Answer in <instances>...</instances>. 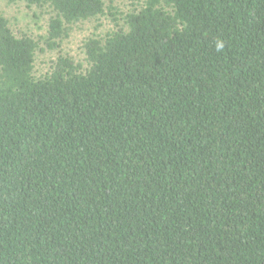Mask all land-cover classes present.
I'll return each instance as SVG.
<instances>
[{
  "label": "trees",
  "instance_id": "trees-1",
  "mask_svg": "<svg viewBox=\"0 0 264 264\" xmlns=\"http://www.w3.org/2000/svg\"><path fill=\"white\" fill-rule=\"evenodd\" d=\"M23 1L96 24L0 11V264H264V0Z\"/></svg>",
  "mask_w": 264,
  "mask_h": 264
},
{
  "label": "rangeland",
  "instance_id": "rangeland-1",
  "mask_svg": "<svg viewBox=\"0 0 264 264\" xmlns=\"http://www.w3.org/2000/svg\"><path fill=\"white\" fill-rule=\"evenodd\" d=\"M111 3L112 0H105ZM115 5L126 8L128 0H113ZM0 11L9 19L10 26L15 34L20 35L21 32H26L40 41V47L36 52L34 69L36 75L44 74L49 70L50 64L57 56L58 52L68 53L74 59H81L83 57L80 39L86 33V30L91 29L96 22H83L73 25L72 32L68 39L61 43L59 49H47L41 38L46 33L48 13L41 8L28 7L23 0H0ZM103 28L106 27L107 21L102 20ZM101 27V29H102Z\"/></svg>",
  "mask_w": 264,
  "mask_h": 264
},
{
  "label": "clouds",
  "instance_id": "clouds-1",
  "mask_svg": "<svg viewBox=\"0 0 264 264\" xmlns=\"http://www.w3.org/2000/svg\"><path fill=\"white\" fill-rule=\"evenodd\" d=\"M223 47L222 43H217V49H221Z\"/></svg>",
  "mask_w": 264,
  "mask_h": 264
}]
</instances>
